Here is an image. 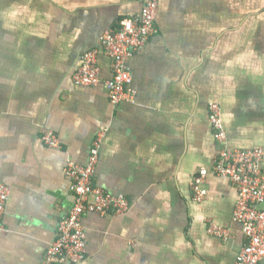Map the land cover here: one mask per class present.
Segmentation results:
<instances>
[{
  "label": "crops",
  "instance_id": "crops-1",
  "mask_svg": "<svg viewBox=\"0 0 264 264\" xmlns=\"http://www.w3.org/2000/svg\"><path fill=\"white\" fill-rule=\"evenodd\" d=\"M142 8L143 0H0V182L10 188L0 264L42 263L75 202L67 162L87 164L99 137L94 183L130 208L84 215L80 264H233L246 244L237 189L212 170L221 145L209 105L221 106L228 147L264 149V0H159L158 32L126 58L134 100L112 103L101 37ZM95 48L101 80L77 84ZM48 129L60 148L44 142ZM203 167L208 192L196 201Z\"/></svg>",
  "mask_w": 264,
  "mask_h": 264
},
{
  "label": "built area",
  "instance_id": "built-area-1",
  "mask_svg": "<svg viewBox=\"0 0 264 264\" xmlns=\"http://www.w3.org/2000/svg\"><path fill=\"white\" fill-rule=\"evenodd\" d=\"M158 7L159 0H143L139 15L122 18L117 28L105 32L101 37L102 49L112 60L113 76L105 82L112 103L134 100L135 90L130 86L132 73L126 58L158 32ZM98 55L99 49L96 48L83 55L81 67L74 76L77 84L96 85L100 82ZM209 108V121L221 145L212 170L231 181L237 189L234 220L241 224L246 239V244L233 264H259L264 259V149L228 147L221 106L218 102H211ZM43 140L50 147L62 146L60 137L50 129L44 132ZM101 140L99 137L94 141L87 164L81 165L71 159L67 162L65 173L72 179L71 189L75 202L60 222L56 238L49 245L41 264H80L87 256L84 215L87 212L124 213L130 208L127 197L112 194L94 183ZM208 174L209 170L203 167L193 180L192 189L196 201L203 200L207 195ZM9 195L10 188L0 182V230H4L2 218ZM209 230L216 235H226L225 229L215 223H211Z\"/></svg>",
  "mask_w": 264,
  "mask_h": 264
}]
</instances>
